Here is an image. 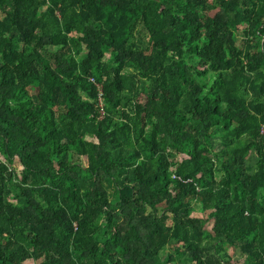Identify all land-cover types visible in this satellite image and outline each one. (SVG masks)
<instances>
[{
  "label": "trees",
  "instance_id": "obj_1",
  "mask_svg": "<svg viewBox=\"0 0 264 264\" xmlns=\"http://www.w3.org/2000/svg\"><path fill=\"white\" fill-rule=\"evenodd\" d=\"M0 13V264H264V0Z\"/></svg>",
  "mask_w": 264,
  "mask_h": 264
},
{
  "label": "rangeland",
  "instance_id": "obj_2",
  "mask_svg": "<svg viewBox=\"0 0 264 264\" xmlns=\"http://www.w3.org/2000/svg\"><path fill=\"white\" fill-rule=\"evenodd\" d=\"M0 16H1V13H0ZM79 163L85 165L86 164V159L84 157H79ZM109 192H110V195H111V198L113 197L112 196V189H109ZM201 212L199 211H195V215H200ZM210 224V222H209ZM229 254L232 255V259L233 261L236 263V264H242L243 260H244V256L242 255V253H240L238 250H232V249H228L227 250ZM171 254L173 255L174 253L170 250L169 247H166L164 249V251L162 252V256H164V254ZM180 259V260H179ZM166 264H189L188 261L185 260V258H182V257H176L175 261H169L167 262Z\"/></svg>",
  "mask_w": 264,
  "mask_h": 264
}]
</instances>
